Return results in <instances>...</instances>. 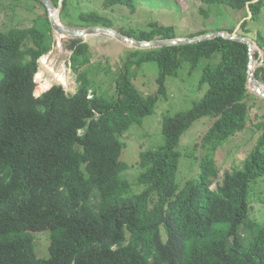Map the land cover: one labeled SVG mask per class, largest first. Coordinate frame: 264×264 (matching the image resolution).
I'll return each mask as SVG.
<instances>
[{"label": "trees", "instance_id": "obj_1", "mask_svg": "<svg viewBox=\"0 0 264 264\" xmlns=\"http://www.w3.org/2000/svg\"><path fill=\"white\" fill-rule=\"evenodd\" d=\"M199 1L248 9L249 20L239 26L246 33L264 8V0ZM116 5L135 11L134 0H102L103 8ZM66 6L62 0L61 14ZM81 19L101 22L94 14ZM149 27L138 38L122 35L176 38L170 27ZM88 48L70 40L74 93L52 85L36 97L38 60L51 50L47 37L34 25L0 31V264H264V217L249 240L238 234L249 218L251 186L264 176V101L261 133L243 166L225 170L212 187L219 172L215 151L248 121L247 46L215 38L127 51L109 91L90 77L97 63ZM215 52L219 61L204 66L199 79L206 86L202 97L187 111L163 117L162 145L139 152L133 192L122 176L129 168L121 160L122 137L154 111L166 77L184 63L193 70ZM147 62L158 66V87L144 95L132 72ZM254 75L264 84V59ZM204 118L212 124L188 152H201L197 175L178 185L180 139ZM40 232L50 236L43 259L29 247V236Z\"/></svg>", "mask_w": 264, "mask_h": 264}, {"label": "rangeland", "instance_id": "obj_2", "mask_svg": "<svg viewBox=\"0 0 264 264\" xmlns=\"http://www.w3.org/2000/svg\"><path fill=\"white\" fill-rule=\"evenodd\" d=\"M61 0L57 1L55 10H59L58 19L61 25L70 29H83L90 27L91 22L81 19L89 14L101 18L99 26L112 28L119 34L138 38L140 31H150L149 25L156 23L160 26L173 29L176 38L186 39L215 32L232 31L237 35L247 37L255 42L256 67L263 64L264 49L258 44L264 43V8L257 20L248 22V32L240 29L244 20H249L251 14L248 9L234 10L219 4H204L199 0H134L135 11L129 12L123 5L103 8L102 0H67L66 9L61 14ZM40 3V2H39ZM36 0H0V31L5 32L14 27H29L34 25L47 37V45L51 49L46 57V65L42 67L38 61V70L34 76V95L37 97L52 85H62L65 92L74 93L76 89V74L70 68L71 56L70 40L63 39L58 47L56 39L58 34L52 31L49 21L46 20V11L42 3ZM59 5V6H58ZM81 17V18H80ZM60 40V39H59ZM88 45L91 53L92 66L91 79L95 80L103 89L109 91V84L113 83L118 73L122 59L131 48L114 38L103 35H91L81 38ZM257 42V43H256ZM220 53L215 52L209 58L200 60L196 68L190 70L188 63H184L176 76L166 77L162 97H157V106L154 111L144 118L141 124L132 125L122 137L124 148L121 160L128 166L122 175L130 184L133 192H137L136 177L140 169L137 166L139 152L147 149L159 148L163 143L160 132V121L163 117L172 116L177 112L187 111L198 101L206 86H199L202 69L207 64L213 66L220 59ZM52 71H49V70ZM63 71L65 82L56 79L59 71ZM40 73V78L36 75ZM134 83L142 94L157 91L158 66L154 62L144 63L139 69L133 70ZM48 84L46 90H40V85ZM264 85V84H263ZM248 98V121L245 127L226 140L214 153V162L218 168V177L212 187L220 182L225 170L243 166L247 153L254 147L261 131L257 123L262 120L263 101L250 95ZM212 124V119L204 118L194 122L180 139V158L176 182L181 185L186 180L197 175L198 163L195 155L188 154L195 143H200L204 133ZM264 217V176L253 182L251 186V210L249 218L239 227L238 234L242 239L249 240L254 230V224L262 221ZM47 232L34 233L29 236L32 244L29 245L32 255L37 259L48 256L49 244Z\"/></svg>", "mask_w": 264, "mask_h": 264}, {"label": "water", "instance_id": "obj_3", "mask_svg": "<svg viewBox=\"0 0 264 264\" xmlns=\"http://www.w3.org/2000/svg\"><path fill=\"white\" fill-rule=\"evenodd\" d=\"M37 1L43 4L47 13V17L51 29L52 31H54L55 33L61 36L60 41H62L63 39L77 40L91 35L103 34V35H108L114 38L115 40L125 45H128L129 47L134 48L136 50L160 49L163 47H170V46H185L207 40H212L215 38H222L226 40L243 43L244 45L247 46V53H248L247 79L245 84L247 93L264 101V90L261 89V83L257 81L254 75L255 70L257 68L255 64L256 63L255 53H253V45L255 44V42L247 37L237 35L234 32L222 31V32H215L211 34H206V35L186 38V39L174 38V39H161V40H153V41H137L133 38H129L127 36L117 33L112 28H107L104 26H90L83 29L67 28L61 25V23L56 22L55 17L56 16L58 17L59 10L58 9L55 10V5L52 3L51 0H37ZM261 65L262 64L258 65V67ZM249 84L252 85L253 88L250 89L248 87Z\"/></svg>", "mask_w": 264, "mask_h": 264}, {"label": "bare ground", "instance_id": "obj_4", "mask_svg": "<svg viewBox=\"0 0 264 264\" xmlns=\"http://www.w3.org/2000/svg\"><path fill=\"white\" fill-rule=\"evenodd\" d=\"M55 20H56V22L60 23V22H59V19H58L57 16L55 17ZM59 39H61V36H60V35H58V38L56 39V44H57V46H58V45L60 46V42H59L60 40H59ZM59 46H58V47H59ZM127 46H128V45H127ZM256 49H257V47H256V45L254 44V45H253V53H256V51H255ZM40 59H41L40 62H41V64H42V67H44V66L46 65V57H45V56H42ZM49 71H52V70L50 69ZM63 71H64V70L59 71V72L57 73V75H56V79L62 81V83L65 82V77H64V75H63ZM36 78H37V79L40 78V73L36 75ZM248 87H249L250 89L253 88V86L250 85V84L248 85ZM39 88H40L41 91H42V90H46V89L48 88V84L40 85ZM261 89L264 90V85H262V84H261Z\"/></svg>", "mask_w": 264, "mask_h": 264}, {"label": "built area", "instance_id": "obj_5", "mask_svg": "<svg viewBox=\"0 0 264 264\" xmlns=\"http://www.w3.org/2000/svg\"><path fill=\"white\" fill-rule=\"evenodd\" d=\"M88 98H90V96H88Z\"/></svg>", "mask_w": 264, "mask_h": 264}]
</instances>
